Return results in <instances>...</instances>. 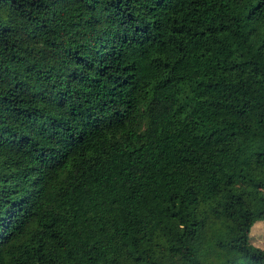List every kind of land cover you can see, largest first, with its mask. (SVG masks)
<instances>
[{"label": "trees", "instance_id": "1", "mask_svg": "<svg viewBox=\"0 0 264 264\" xmlns=\"http://www.w3.org/2000/svg\"><path fill=\"white\" fill-rule=\"evenodd\" d=\"M256 220L264 0H0V264H264Z\"/></svg>", "mask_w": 264, "mask_h": 264}, {"label": "rangeland", "instance_id": "2", "mask_svg": "<svg viewBox=\"0 0 264 264\" xmlns=\"http://www.w3.org/2000/svg\"><path fill=\"white\" fill-rule=\"evenodd\" d=\"M226 216V211L221 207L219 209V219L223 221ZM248 236L251 244L264 249V220L254 221L250 226Z\"/></svg>", "mask_w": 264, "mask_h": 264}]
</instances>
